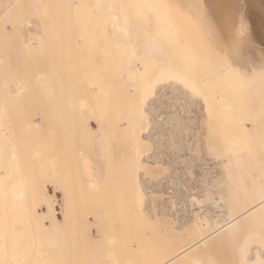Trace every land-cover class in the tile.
I'll use <instances>...</instances> for the list:
<instances>
[{
  "label": "rangeland",
  "instance_id": "obj_1",
  "mask_svg": "<svg viewBox=\"0 0 264 264\" xmlns=\"http://www.w3.org/2000/svg\"><path fill=\"white\" fill-rule=\"evenodd\" d=\"M19 1L0 0V152L4 150L0 154V163L3 164H0V169L4 167L1 169L2 174L0 172V178L4 177L3 180L0 179V204L12 205L13 211L12 230L7 234L11 235L9 238L7 236L10 242L5 250L0 246V264H136L138 261V264H145V260L151 258L147 253L155 249L158 243L160 247L157 245V249H160L149 253L151 256L157 255L156 259L152 256L153 262L167 257L172 248H176L171 233L162 234L158 229L151 230L146 224H131L130 220L125 218V177L129 152L126 138L120 133V126L125 123L124 116L130 107L141 106L146 112L147 120L143 123L142 136L149 131L152 122L156 121L160 127L161 139L172 138L176 148L186 149V137L195 141L191 148L197 159L191 161L193 167L189 169L187 176L182 175L181 180L188 178V193L203 195L194 204L196 209H204L210 202L213 204L214 199L221 201L227 208L236 206L241 198L248 202L252 198L250 194L254 187L264 183V64L253 61V58L258 56L255 53L256 48L264 50V46L247 47L244 54H240L236 46H213L205 40H194L201 32L197 29L198 26L194 25V28L186 27L188 31L181 28L182 32L185 31L189 35L187 42L180 39H170V42L168 38H162L164 28L146 24L145 14L138 0H110L113 3L102 0V4L107 5V1L112 4L109 10L114 7H117L114 11L120 10L114 15L112 11L111 14L108 12V5L105 7L101 4L103 9L100 10L97 5L99 0H66V7H69L68 10L66 8L67 12L62 10L63 0ZM69 2L74 6H69ZM130 2L136 4L130 5ZM111 6L113 8H110ZM97 7L98 9H95ZM124 7L130 9L124 10ZM104 9L108 10L107 13ZM81 11L85 15L79 13ZM60 13H67L65 15L70 19L66 26V38L62 20L65 15ZM107 15H110V20L112 18L108 27L105 21ZM111 15H119V18L115 17L114 24ZM152 15L151 13L150 17ZM79 16H82L81 21ZM93 17L94 21L96 18L95 22ZM97 19L100 20V25ZM101 20L105 21V24H102ZM86 22L93 23L91 30L94 31L90 32L92 26L88 23V27ZM97 22L98 24H95ZM95 26L106 27L98 28L101 31L98 32ZM106 28H109V31ZM96 31L101 33L100 38L109 40L108 50V42L104 40V43L102 40L106 45L104 48ZM95 34L96 38L93 37ZM189 37L193 40H189ZM63 40L66 41L65 45ZM94 41H97V44ZM61 46L66 47L61 51ZM49 56H55L56 59L54 57L52 62ZM240 58L246 61L245 65L240 63ZM65 59L67 64L63 62ZM93 62H98L97 66ZM61 63L67 66V73L64 72V75L66 74L68 79L63 82L64 85L67 83L65 91L70 95L67 99L62 83L65 79L62 75L65 66ZM158 63L164 64L163 68ZM100 65L102 66L99 67ZM42 75H45V78ZM19 87L20 90L17 89ZM9 91L12 97L7 96ZM151 102H154L155 110L149 111ZM67 104L70 111L68 119L72 124L67 122L71 129L66 125ZM109 109H116L115 113H111L118 116L111 122L112 141L109 138ZM36 112L38 115H35ZM41 117L46 120L42 125ZM12 118L15 126L12 125ZM100 125L103 128L99 130ZM90 126L93 128L90 129ZM16 135L19 137L16 138ZM66 135L71 139L66 138ZM158 135L159 133L154 134L151 140L143 143L142 161L148 166L160 164L162 167L147 166L149 170L142 167L144 171L139 173L141 185L171 175L174 178L180 177L176 173L180 166L179 160L173 161L174 166L171 168L169 163H162L160 159H149V162L145 159L146 156L153 155L155 146L168 145L167 140L159 143V139H155ZM226 149L231 153L227 154ZM21 161L26 164L23 163L25 167ZM214 165L215 168L211 171L204 169ZM198 168L201 169L200 173ZM26 174L28 181L24 179ZM202 174L203 182L198 183ZM216 186L217 195L214 193ZM44 187H48L46 191L58 197L55 200L57 205L50 206L56 207L53 228H42L33 224L34 222L25 218L21 211V206L28 203L29 199L30 203L35 206L40 204L39 209H44ZM143 188L144 185L141 186V189ZM142 191L145 192L146 206L152 204L156 208V204H161L164 199L161 191L148 195L144 189ZM30 193L31 195H28ZM20 194L23 196L18 198ZM28 196L31 198L28 199ZM215 208L210 209L211 216L221 217L219 208ZM145 209L147 214L151 213L148 207ZM157 217L165 221L170 220L174 227L178 225L167 215L159 214ZM1 242L2 239L0 244ZM154 243L155 247L150 248ZM146 244L150 246L146 247ZM140 250L148 256L145 260L146 255L138 254ZM253 258L255 261L251 262ZM210 260L212 264H264V216L249 221L247 229L237 233L233 240L223 241L216 249L205 253V261ZM180 264L193 263L186 260Z\"/></svg>",
  "mask_w": 264,
  "mask_h": 264
},
{
  "label": "bare ground",
  "instance_id": "obj_2",
  "mask_svg": "<svg viewBox=\"0 0 264 264\" xmlns=\"http://www.w3.org/2000/svg\"><path fill=\"white\" fill-rule=\"evenodd\" d=\"M21 1V0H20ZM19 1V2H20ZM62 1V0H61ZM69 1V0H67ZM67 1L66 0H63L62 1V5H63V12H67L68 8L66 7V4H67ZM73 2V0H70ZM91 1H94V0H91ZM101 1L102 0H99L98 2V6L99 8H101ZM106 2V0H104ZM103 1V3H105ZM110 1V0H109ZM109 1H107V5H108V10H109V6L112 5V4H109ZM125 1V0H123ZM120 0V2H123ZM130 1V0H128ZM136 1V0H135ZM140 3H141V9L144 11V18L146 19V24H153L155 26H159V28H164L165 31H163V35H162V38L164 36V38H168V40H174V39H180V41H183L185 42L186 39L188 40V34H186L185 31H188L186 27H190L191 26L194 28V26H198L197 29H200L202 33L200 35V33H198V35H196V38H194V40H201V41H206L207 43L213 45V46H236V50H238L240 52V54H244L245 52V49L247 47H250V46H253V45H257V46H264V0H138ZM59 2V0H58ZM89 2V1H88ZM111 3H113V1H110ZM119 2V1H118ZM127 2V1H126ZM134 2V1H133ZM138 2V3H139ZM65 3V4H64ZM116 3V2H115ZM129 3V2H128ZM69 6L73 5L71 4L70 5V2L68 3ZM119 4H122V3H119ZM125 4V3H124ZM133 4L132 2H130V5ZM136 4V3H134ZM133 4V5H134ZM10 5V4H9ZM57 5H59L57 3ZM79 5V4H78ZM88 5V4H86ZM95 5V6H97ZM104 5L105 7L107 5L105 4H102ZM123 5V4H122ZM121 5V6H122ZM127 5V4H126ZM65 6V7H64ZM74 6V5H73ZM113 6H115V4H113ZM119 6V5H117ZM120 6V7H121ZM129 6V5H127ZM37 7V5H36ZM59 7V6H58ZM87 7V6H86ZM89 7V6H88ZM103 7V6H102ZM104 7V8H105ZM130 7V6H129ZM129 7H124V10L129 8ZM45 8V7H44ZM43 8V9H44ZM60 8V9H61ZM67 8V10H66ZM110 8H113L112 6ZM117 8V7H114V9ZM123 8V7H122ZM133 8V7H132ZM139 9V7H137ZM42 9V10H43ZM59 9V10H60ZM65 9V11H64ZM95 9H98L95 8ZM103 8H101L100 10H102ZM113 10H107V9H104L106 10L105 12L107 13L110 12L111 14V11L114 15L115 12H119L120 10L118 11H114ZM130 9V8H129ZM136 9V8H134ZM37 10V9H36ZM72 10V9H71ZM83 11V9H81ZM87 10V9H86ZM99 10V11H100ZM123 10V11H124ZM11 11V10H10ZM73 11V10H72ZM79 12V13H84V12ZM94 11V10H93ZM97 11V10H96ZM95 11V12H96ZM70 13V11H68ZM90 12V10H89ZM73 12H71L70 14H72ZM98 13V12H97ZM102 14V11L100 12ZM151 13L153 14L151 17ZM59 14V13H58ZM60 14H63V13H60ZM67 15V13H65ZM63 14V16L65 15ZM91 14V13H90ZM89 14V15H90ZM99 14V13H98ZM103 14H104V11H103ZM143 14V13H142ZM21 15V14H20ZM62 17V20H63V26H64V29H65V38H66V26L68 23H70V19L69 17ZM76 15V14H75ZM80 15V14H77V16ZM82 15V14H81ZM85 15V13L83 14ZM96 16V13L94 14ZM5 16V15H4ZM60 16V15H59ZM108 16V15H107ZM112 16V15H111ZM119 16V15H118ZM116 17V18H119V17ZM82 16H79V20L81 21ZM84 17V16H83ZM92 17V15H91ZM99 17V16H98ZM105 17V15H104ZM114 18V21H113V24L116 23L115 22V17L112 16ZM64 18V19H63ZM89 18V17H88ZM100 18V17H99ZM98 18V19H99ZM102 18V17H101ZM86 19V18H85ZM97 19V21H98ZM84 20V18H83ZM103 20V18H102ZM101 20V21H102ZM105 20V18H104ZM112 20V18H111ZM110 20V15L107 17V19L105 20L107 23H106V26L108 27L109 23H112V22H109L111 21ZM87 21V20H86ZM89 21V20H88ZM93 21H94V17H93ZM95 21H96V18H95ZM94 21V22H95ZM105 21H102L103 23L102 24H105L104 22ZM116 21H120L118 19H116ZM77 22V20H76ZM79 22V21H78ZM91 22V21H89ZM89 22H86L87 23V26L89 27V25H91L92 27H90V30L91 28H93V23H89ZM99 22V25H100V20L98 21ZM95 23V24H98ZM75 23V22H74ZM89 23V25H88ZM62 24V22H61ZM66 24V25H65ZM82 24H85V23H81ZM75 25V24H74ZM86 25V24H85ZM194 25V26H193ZM46 26V25H45ZM77 26V25H75ZM74 26V27H75ZM80 26V25H78ZM84 26V25H83ZM106 26H103L102 28H100L99 26L96 27L97 29L100 28V29H104V27ZM62 27V26H60ZM82 27V26H81ZM86 27V26H85ZM183 27V30H185L184 32H182L183 30H181V28ZM55 28V27H54ZM69 28V27H68ZM84 28V27H83ZM185 28V29H184ZM189 28V29H190ZM80 29V28H79ZM95 29V28H94ZM108 29L107 31H109V28H106ZM105 29V30H106ZM70 30V29H69ZM96 30V29H95ZM99 30V29H98ZM163 30V29H162ZM64 31V30H62ZM61 31V32H62ZM94 30H91L90 32H92ZM70 32V31H69ZM87 32V31H86ZM97 32V31H96ZM98 32H101L100 30ZM97 32V36L99 37V39H101V42L99 40L100 43H103L102 40L106 41V39H102L100 38V34H98ZM182 32V33H181ZM74 33V32H73ZM83 33V32H82ZM85 33V32H84ZM105 33H108L105 31ZM185 33V34H184ZM188 33V32H187ZM46 34V32H45ZM61 34V33H60ZM104 34V33H103ZM162 34V33H161ZM168 34V35H166ZM190 34V33H189ZM47 35V34H46ZM87 35V34H86ZM94 35V34H93ZM106 35V34H104ZM201 37H200V36ZM202 35H203V38H202ZM69 36H70V33H69ZM109 37V35H107ZM195 36V35H194ZM192 36V37H194ZM200 38H198V37ZM84 37V36H83ZM96 38V34L95 36H93ZM21 38V37H20ZM37 38V37H36ZM61 38H62V35H61ZM64 38V36H63ZM92 38V37H91ZM94 38V39H95ZM34 39V38H33ZM40 39V38H38ZM47 39V38H46ZM109 39V38H108ZM192 39L191 37H189V40ZM203 39V40H202ZM37 40V39H36ZM34 40V43L35 41ZM61 40V43H62V39ZM97 40V41H98ZM170 40V42H171ZM193 40V39H192ZM42 41V39L40 40V42ZM65 40H63L64 42ZM88 41V40H87ZM96 41V42H97ZM104 41V43H105ZM109 41V40H108ZM106 41V42H108ZM176 41V40H175ZM44 42V41H43ZM42 42V43H43ZM66 42V41H65ZM64 42V45L66 44ZM92 42V41H91ZM94 41V43H96ZM98 42V43H99ZM187 42V41H186ZM39 43V42H38ZM99 43V44H100ZM103 43V44H104ZM33 44V42H32ZM97 44V43H96ZM98 44V45H99ZM41 45V44H39ZM62 45V44H61ZM75 45V44H74ZM102 45V44H101ZM108 45H109V42L107 43V46L104 44V48L106 46V50H108ZM22 46V45H21ZM27 46V45H25ZM34 46V45H33ZM100 46V45H99ZM36 47V46H35ZM42 47V45H41ZM62 47V46H61ZM63 47H66V46H63ZM63 47L61 48V51L63 50ZM73 47V45H72ZM75 47V46H74ZM73 47V48H74ZM25 48V47H24ZM50 49V48H49ZM54 49V48H52ZM66 49V48H65ZM64 49V50H65ZM33 50V49H32ZM91 50V48H90ZM92 50H93V47H92ZM96 50L99 51L101 53V51L99 50V48L96 47ZM95 50V52H96ZM23 51V50H22ZM35 51V50H34ZM255 51V50H254ZM65 52V51H63ZM87 52V50H86ZM48 53V52H47ZM50 53V52H49ZM66 53V52H65ZM94 53V51H93ZM99 53V54H100ZM106 53H108L106 51ZM256 55L258 54V56H256L255 58H253V61L254 62H258L260 63L261 65L264 64V50L261 49V48H256V51H255ZM55 54V53H54ZM102 54V53H101ZM247 55V54H246ZM23 56V55H22ZM51 56V55H50ZM49 56V57H50ZM63 58L64 59L65 57V54L63 53ZM10 57V56H8ZM55 57V56H54ZM54 57H50L51 61L53 62L52 59H54ZM93 57V56H92ZM108 57V55L106 56ZM81 58V57H80ZM96 58V56H95ZM94 58V59H95ZM167 58V57H165ZM56 59V57H55ZM102 59V58H101ZM100 59V60H101ZM105 59V58H104ZM79 60V59H78ZM93 60V59H92ZM164 60V59H162ZM168 60V59H167ZM242 63V65H245L246 64V61H243V59H239ZM49 61V62H51ZM66 61V62H65ZM173 61V59L171 60ZM1 62V60H0ZM9 62V61H8ZM62 62V61H61ZM64 63L67 64V60H63ZM62 62V63H63ZM101 62V61H99ZM156 62V61H155ZM162 62V61H161ZM24 63V62H23ZM61 63V65H63ZM94 63V62H93ZM98 63V62H97ZM97 63H94L96 64L97 66ZM108 63V75H109V60L107 61ZM164 63V62H163ZM179 63V62H178ZM51 64V63H50ZM78 64V63H77ZM156 64V63H155ZM161 65V68H163L162 66L164 64H161V63H158ZM166 64V62H165ZM168 64H169V61H168ZM171 64V62H170ZM176 65V64H175ZM4 66V65H3ZM2 66V67H3ZM65 66V65H63ZM63 66H61L60 68L63 69ZM102 65H100L99 67H101ZM158 66V65H157ZM166 66H169V65H166ZM174 66V65H172ZM55 67V66H54ZM66 67V68H65ZM64 69H63V77L65 79H63L62 83L64 81H66L67 78V75L65 76L64 75V72L67 73V66H65ZM78 67V66H77ZM170 67V66H169ZM176 67V66H175ZM88 68H89V65H88ZM172 68V67H170ZM106 69V68H105ZM2 70V69H0ZM4 70V68H3ZM6 70V69H5ZM28 70V68H27ZM65 70V71H64ZM179 70V69H178ZM10 71V69H9ZM16 71V70H15ZM54 71V70H53ZM60 72V70H59ZM178 72V71H177ZM61 73V72H60ZM173 73V72H172ZM55 74V73H54ZM103 74V73H102ZM2 74H0L1 76ZM26 75V74H25ZM41 75V74H40ZM107 75V74H106ZM115 75V74H114ZM118 75V74H117ZM122 75V74H121ZM43 76V75H42ZM45 76V75H44ZM43 76V77H44ZM60 76V75H59ZM25 77V76H24ZM30 77V76H29ZM55 77H56V74H55ZM55 77H54V80H55ZM61 77V76H60ZM103 77V76H102ZM107 77V76H106ZM116 77V76H115ZM119 77V75H118ZM2 78V77H1ZM9 78V77H8ZM20 78V77H19ZM45 78V77H44ZM110 78V77H109ZM148 78V77H147ZM146 78V79H147ZM4 79V78H3ZM26 79V78H25ZM27 79H29L27 77ZM62 79V78H61ZM42 80V79H41ZM49 80V79H48ZM1 81V79H0ZM7 81V80H6ZM23 81V79H22ZM45 81V80H44ZM115 81V80H114ZM145 81V80H143ZM28 85H29V81H27ZM47 82V81H46ZM172 82V81H171ZM56 83V82H55ZM108 83V82H107ZM115 83V82H114ZM175 83V81H174ZM112 84V83H111ZM164 84V83H163ZM169 84V83H168ZM23 85V84H21ZM20 85V86H21ZM49 85V84H48ZM64 85V83H63ZM66 85L67 83H65V88L63 89L64 92L66 93V99L69 98V96L67 95L68 93L65 91L66 90ZM84 85V84H83ZM3 86V85H2ZM19 86V85H18ZM17 86V87H18ZM56 86V85H55ZM175 86V85H174ZM7 87V86H6ZM23 87V86H22ZM29 87V86H28ZM145 89H146V86H144ZM68 88V87H67ZM81 88V87H79ZM149 88V87H147ZM172 88V86H171ZM20 90V87L17 88ZM25 89V88H24ZM23 89V90H24ZM57 90V89H56ZM7 91H8V88H7ZM6 91V92H7ZM98 91V90H97ZM141 91V90H139ZM5 92V93H6ZM133 92V91H132ZM145 92V91H144ZM160 92V91H159ZM171 92V91H170ZM8 93V92H7ZM6 93V94H7ZM17 93V92H16ZM15 93V95H16ZM20 93V92H19ZM22 93V92H21ZM63 93V94H65ZM135 94V93H134ZM170 94V93H169ZM10 95V91H9V94H7V96ZM31 95V94H30ZM130 95V94H129ZM133 95V94H132ZM168 95V94H167ZM6 96V95H5ZM6 96V98H7ZM11 96V95H10ZM68 96V97H67ZM113 96V95H112ZM12 97V96H11ZM16 98V97H15ZM64 98V97H63ZM9 99V97H8ZM11 99V98H10ZM17 99V98H16ZM12 101V100H11ZM31 101H33L31 99ZM91 102V101H90ZM155 102V101H154ZM154 102L152 103H149V111L154 109L155 105L153 106ZM56 103V102H55ZM92 104V103H91ZM12 105V104H11ZM10 105V106H11ZM93 105V104H92ZM158 105V103H157ZM68 104L65 105V108L67 111H65L66 113V125L68 126V123L71 122L70 117H68V115L70 116V114L68 112H70L68 110ZM7 108V107H6ZM11 108V107H10ZM92 108H94L92 106ZM34 110V108H33ZM95 110V109H94ZM116 109H109V138L111 140V135H112V132L113 130L112 129V123L113 120H115V118H117L118 116L113 114L112 115V111H114L113 113H115ZM155 110V109H154ZM12 111V110H11ZM37 111V110H36ZM95 112V111H94ZM37 113V112H36ZM96 113V112H95ZM98 113V111H97ZM118 113V112H117ZM35 115H38L35 114ZM180 115V114H179ZM34 116V114H33ZM32 116V117H33ZM93 116V115H92ZM156 116V115H155ZM175 116V115H174ZM10 117V116H9ZM35 117V116H34ZM124 120H125V123L123 125L120 126V133L122 134V136L124 138H126V141L128 143H126V145L128 146V152H129V160L127 162V169H126V177H125V183H126V186H127V189H126V199H127V204H126V213H125V218L130 220V223L131 224H136V225H141V224H146L147 227H150L151 230L154 229H158V231H160L162 234H166V233H171L172 236H173V240L175 242V245L176 248H172V251L168 254L167 257L165 258H162L160 260H157V261H152V258L153 257H157V255L155 256H151L149 253L152 252V250H159L157 249V245L159 244H155L154 243V246L152 244V247H155L156 245V248L152 249V250H149V248H147L149 250V253L148 250H144L147 255L149 257H151L150 259L147 258L148 256L143 253L142 254V251L140 250V252H138V254H142V255H146L144 257V260L145 258H147L145 260V264H180L182 262H186V260H191V262L193 264H212V261H205V253H208V252H211L212 250L216 249V247H218V245L220 243H222L223 241H228V240H233L234 239V236L237 234V233H242L244 232L246 229H247V226L249 225V221H251L252 219L256 218V217H263L264 216V183H261L259 184V186H255L253 191L251 192V196L252 198L248 201V202H245L244 199H238V202L236 204V206H230V207H225V205L217 200V199H214L212 202L213 204L210 202V204L207 205L206 207V210L205 212H195L193 211L192 215H185L184 214H181L182 215V218H179L177 219V226L174 227L172 225V222L169 220V221H165V219L163 218H158L157 216L160 214V212L162 214H165L164 212H167L168 210L165 209V205L162 207L163 209L162 210H157L152 204L150 205H145V198H144V193H143V189L144 191H146L147 195L148 194H151V193H155L156 191V188L154 186H152L153 183H150L149 182H146V183H143L144 185V188L141 189V183L139 181V173L142 174V171H144V168H148V167H162V166H159V165H145L142 161V153H143V150H142V145L143 143L146 141V140H151V138L154 136V134H158L159 135L155 138V139H159V143L163 142L164 140L166 139H169V138H166L164 137V139H161L162 138V135L160 134L159 130H160V127H158V123H155L153 120L152 124H151V128L149 129V131H146L144 134V136H142L143 132V123L147 120V116H146V112L144 110H142L141 106H134V107H130L126 113V115L124 116ZM173 117V116H172ZM177 117V115H176ZM69 118V119H68ZM98 118V117H97ZM169 118V117H167ZM181 118V117H180ZM179 118V120H180ZM42 119V117H41ZM171 119V117H170ZM11 120V119H10ZM162 120V119H161ZM171 120H174V119H171ZM12 125H14L13 123V118H12ZM43 121H46L44 119H42L41 121V125H42V122ZM69 121V122H67ZM176 121V120H175ZM209 121V120H208ZM48 122L49 121V118H48ZM159 122V120H158ZM181 122V120H180ZM185 122V121H184ZM187 122V121H186ZM36 123V122H35ZM72 124V122H71ZM186 124V123H185ZM33 125V124H32ZM58 125V124H57ZM15 126V125H14ZM13 126V128L15 129V127ZM165 126V125H164ZM167 126V125H166ZM169 126V125H168ZM172 126V125H171ZM188 126V125H187ZM38 127V126H36ZM57 127V126H56ZM69 127V126H68ZM68 127H66V129H68ZM74 127V126H73ZM35 128V126H34ZM39 128V127H38ZM58 128V127H57ZM93 127L90 126V129H92ZM103 127L100 125L99 126V130L102 129ZM13 129V130H14ZM33 129V128H32ZM41 129V128H40ZM69 129H71L69 127ZM68 129V130H69ZM173 129V128H172ZM9 130V129H8ZM16 130V129H15ZM35 130V129H34ZM74 130V129H73ZM10 131V130H9ZM58 131V130H57ZM70 131V130H69ZM169 131V130H168ZM171 131V130H170ZM175 130H173L174 132ZM189 131V130H187ZM5 132V131H4ZM16 134H18V131L16 130ZM29 132V131H28ZM67 132V131H66ZM186 132V131H185ZM6 133V132H5ZM11 133V132H10ZM31 133V131H30ZM58 133V132H57ZM68 135H70L71 137V134L69 132H67ZM66 133V134H67ZM8 134V133H7ZM186 134V133H185ZM2 135V134H1ZM40 135V134H39ZM38 135V136H39ZM95 135V134H94ZM181 135V133H180ZM188 135V134H187ZM6 136V135H5ZM11 136V134H10ZM18 138L19 136L16 135ZM35 136V135H34ZM67 136V135H66ZM98 136V135H97ZM101 136V134H100ZM179 136V135H178ZM182 136V135H181ZM44 137V136H43ZM42 137V139H43ZM47 137V136H46ZM69 136H67L66 138H68ZM69 137V138H70ZM33 138V137H32ZM37 138V137H36ZM97 138V137H96ZM99 138V137H98ZM104 138V137H103ZM179 138V137H178ZM187 138V137H186ZM35 139V137H34ZM41 139V140H42ZM59 139V138H58ZM71 139V138H70ZM102 139V138H101ZM40 140V139H39ZM68 140V139H67ZM170 140V139H169ZM183 140V139H181ZM180 140V141H181ZM112 141V140H111ZM19 142V140L17 141ZM40 142V141H39ZM45 142V141H44ZM186 142V140H185ZM70 143V142H69ZM68 143V144H69ZM103 143V142H102ZM185 144V143H183ZM183 144H180L181 146ZM20 145V143H19ZM43 145V144H42ZM109 145V144H108ZM186 145V144H185ZM44 146V145H43ZM48 146V145H47ZM206 146V145H205ZM71 146H69L70 148ZM105 148H106V145H105ZM213 148V147H212ZM210 149V148H209ZM71 150V149H70ZM184 150V149H183ZM4 151V150H3ZM2 151V152H3ZM2 152H0V154H2ZM226 153L227 154H230L231 151L229 149H226ZM18 154V153H17ZM23 154V152H22ZM37 154V153H36ZM150 154V153H149ZM152 154V152H151ZM20 155V154H19ZM27 155V154H26ZM29 155V154H28ZM27 155V156H28ZM233 155V153H232ZM23 157V155H21ZM37 156V155H36ZM36 156H35V159H36ZM49 156V155H48ZM111 156V154L109 155ZM145 157V154L143 155ZM14 157V156H13ZM38 157V156H37ZM72 157V156H71ZM2 158V157H1ZM70 158V157H69ZM109 158V157H108ZM50 159V158H49ZM72 160V158H70ZM110 159V158H109ZM145 159H148V162H149V159L151 160H157V157L156 156H150V157H147ZM229 159V158H228ZM6 159H4L5 161ZM8 160H10L8 158ZM22 160V158L20 159ZM106 160V159H105ZM1 161V160H0ZM23 161V160H22ZM21 161V162H22ZM35 161V160H34ZM107 161V160H106ZM147 161V160H146ZM10 162V161H8ZM6 162V163H8ZM72 162V161H71ZM109 162V161H108ZM24 162H22L23 164ZM38 163V162H36ZM153 163V162H152ZM155 163V162H154ZM1 164V163H0ZM25 164V163H24ZM23 164V166H24ZM40 164V163H39ZM111 164V163H110ZM158 164V163H157ZM3 165V164H1ZM7 165H10V163H8ZM26 165V164H25ZM11 166V165H10ZM148 166V167H147ZM174 165H171V168H173ZM25 167V166H24ZM142 167H144L142 169ZM4 168V167H3ZM1 168V169H3ZM8 168V167H7ZM10 168V167H9ZM213 168H215V165L213 167H209V169L207 168V170L211 171V169L213 170ZM0 169V172L2 174V171ZM24 171L26 170L25 168H23ZM37 169V167H36ZM149 170V169H147ZM152 169H150L151 171ZM36 171V170H35ZM38 171V170H37ZM113 171V170H112ZM26 172V171H25ZM74 172V171H73ZM6 173V172H5ZM4 173V174H5ZM38 173V172H37ZM177 173V176H180V177H177L175 178L174 180V183L176 184L177 188H178V192L180 193L179 191V188L181 185H183V181L181 180L182 179V175H185L184 173L180 172L178 169L176 171ZM73 174V173H72ZM145 174V173H144ZM6 175V174H5ZM11 175V174H10ZM38 175V174H37ZM36 175V176H37ZM74 175V174H73ZM3 176V175H2ZM24 176V175H23ZM26 176V177H25ZM24 179L26 180V178H28L27 174L25 175ZM202 176V177H201ZM199 177V181L198 183H201L203 182V174ZM11 177V176H10ZM39 177V176H38ZM4 177L0 178L3 180ZM22 177H20L21 179ZM212 178V177H211ZM215 178V177H214ZM76 179V178H74ZM201 179V180H200ZM18 180V179H17ZM29 179H27L26 181H28ZM39 180V179H38ZM207 180L209 181L210 180V177L207 178ZM22 181L24 182L23 178H22ZM215 181V179H214ZM39 182V181H38ZM213 182V181H212ZM34 183V182H33ZM41 183V181H40ZM75 183V181L73 182ZM37 184V183H36ZM210 184V182H209ZM5 185V183H4ZM40 185V184H38ZM95 185V184H94ZM118 185V184H117ZM156 187H157V184H154ZM7 186V185H6ZM58 186V185H57ZM74 186H77V185H74ZM96 188H99L97 186H95ZM27 188V187H26ZM48 187H44L43 188V200L42 202L43 203V207L44 209L41 210L39 209V207H41L40 204H38L37 206H35L32 202L30 203V199L31 196H28L27 198L29 199L28 203H23V205L21 206V211H22V214L25 216V218L33 221L34 223L33 224H36L37 226L39 227H42V228H53L54 225V220L56 219V216L55 215V212H56V207L55 208H50L51 205H57L55 203V200L56 198L58 199V197L56 196V194H52L50 191H46ZM29 189V188H28ZM205 189V188H204ZM202 189V191L204 190ZM30 190V189H29ZM77 190V189H76ZM119 190V189H118ZM208 190V189H207ZM252 190V189H251ZM9 189H7V193H8ZM152 191V192H151ZM201 191V190H200ZM211 191V190H210ZM215 195H217V186L215 187ZM31 192V191H30ZM77 192V191H75ZM204 192V191H203ZM249 192V191H248ZM59 193V191H58ZM10 194V193H8ZM19 194V193H18ZM118 194V193H116ZM195 194V193H194ZM28 195H31L28 194ZM65 195V194H64ZM120 195V194H118ZM117 195V196H118ZM123 195V194H122ZM21 196H23V194H20L18 196V198H20ZM39 196V194H38ZM200 196H203L202 194L201 195H191L190 193L187 194V196L182 199L183 200V204L189 208L190 205H194L197 200L200 198ZM8 197V195H7ZM78 197V195L76 196ZM147 197V196H146ZM121 198V197H120ZM151 199V197H149ZM10 198H8L9 200ZM23 200V199H22ZM53 200V202H52ZM78 200V199H77ZM76 200V201H77ZM120 200V199H119ZM201 200V199H200ZM13 201V200H12ZM38 201V200H37ZM118 201V200H117ZM121 201V200H120ZM64 202V201H63ZM2 203V202H1ZM4 203V202H3ZM66 203V202H65ZM147 203V202H146ZM119 204V203H118ZM123 204V203H122ZM204 204V203H203ZM64 205V204H63ZM148 207L149 209V212H151L150 214H147L146 212V207ZM209 206V207H208ZM215 207H218L219 208V212L221 214V217H213L211 216L210 214V209H216ZM217 208V209H218ZM16 211V210H15ZM12 205L8 204V205H4V204H0V241L2 239V242L0 244L2 250H5L4 248L7 247L8 245V242L9 241V236L11 235H7L8 233L10 234L11 230H12V226H13V221H12ZM216 212V210H215ZM218 212V211H217ZM24 220V219H23ZM125 220V219H124ZM127 220V221H128ZM126 221V220H125ZM20 223V221H18ZM123 222V220H122ZM125 223V222H123ZM17 224V223H16ZM32 224V223H31ZM127 225V224H126ZM132 226V225H131ZM134 226V225H133ZM132 226V227H133ZM127 227V226H126ZM145 227V226H143ZM128 228V227H127ZM146 228V227H145ZM20 229V228H18ZM148 229V228H147ZM133 230V229H132ZM35 231V229L33 230V232ZM156 231V230H155ZM154 231V232H155ZM134 232V231H133ZM153 233V232H152ZM34 234V233H33ZM141 234V233H140ZM147 234V233H146ZM156 234H157V231H156ZM155 234V235H156ZM137 235V234H136ZM8 236V238H7ZM159 236V235H158ZM165 236V235H164ZM125 237V236H124ZM139 237V236H138ZM137 237V238H138ZM156 237V236H155ZM127 238V237H126ZM131 238V237H130ZM136 238V240H137ZM170 238V237H169ZM35 239V238H34ZM113 240V239H112ZM27 241V239H26ZM146 241V240H145ZM130 242V241H129ZM159 242V241H158ZM36 244V243H35ZM130 244V243H129ZM174 244V243H173ZM11 245V243H10ZM126 245V244H125ZM131 245V244H130ZM148 244H146V247H147ZM162 245V244H161ZM12 246V245H11ZM36 246V245H35ZM139 246H141L139 244ZM137 245V247H139ZM150 246V245H148ZM159 246V245H158ZM173 246V247H174ZM256 246V245H255ZM10 247V246H8ZM129 247V246H128ZM160 247V246H159ZM140 248V247H139ZM135 249V248H134ZM142 249V248H140ZM146 249V248H144ZM128 250V249H127ZM137 251V250H136ZM151 251V252H150ZM162 251V249H161ZM258 251V250H257ZM123 252V250H122ZM126 252V251H124ZM128 252V251H127ZM135 252V251H133ZM157 252V251H156ZM155 252V254H156ZM34 253V252H33ZM160 253V252H159ZM154 254V252H153ZM166 254V253H165ZM135 255V253H134ZM137 255V254H136ZM164 255V254H163ZM34 256V255H33ZM32 256V257H33ZM156 257L154 259H156ZM143 258V257H141ZM1 259V257H0ZM158 259V258H157ZM3 260V259H2ZM142 260V261H144ZM151 260V261H150ZM4 261V260H3ZM255 261V259L253 258L251 260V262ZM33 262V260L31 261V263ZM43 263V262H42ZM138 263H140V261H138ZM136 263V264H138ZM144 263V262H143Z\"/></svg>",
  "mask_w": 264,
  "mask_h": 264
},
{
  "label": "built area",
  "instance_id": "obj_3",
  "mask_svg": "<svg viewBox=\"0 0 264 264\" xmlns=\"http://www.w3.org/2000/svg\"><path fill=\"white\" fill-rule=\"evenodd\" d=\"M169 139H166L168 141V145L166 147H163L162 144H160L159 146H155V152L153 153V155L156 156L157 159H160L162 163H169L170 166L173 165V161L179 160L180 166L177 169L187 176L189 169L193 167L191 161L197 159V157L192 154L193 149L191 148L195 141L192 138L188 139L187 137L186 141L188 144L186 145V149L183 151L184 148H176L177 145H174V141L172 140V138ZM204 169L206 170L207 168L204 167ZM200 172L201 169H199V173ZM174 180L175 178L171 175L166 178H160L157 181L149 182V184L153 183L152 186L156 188V191H161V194L164 196L162 203L159 205L156 204V209L162 210V207L165 205V209H167L168 211L164 212L165 214H162L160 212V214L167 215L177 222V219L182 218L181 214H184L185 216L187 214L192 215L193 211L205 212L207 205L204 209H196L194 205H190L188 208L183 204L182 199H184L187 194H189L187 192V189H189L187 188V182L189 181L188 178L187 180H184V184L180 186V193L178 192V188L174 183ZM154 184H157V187Z\"/></svg>",
  "mask_w": 264,
  "mask_h": 264
}]
</instances>
